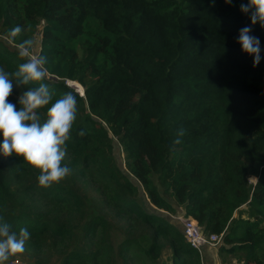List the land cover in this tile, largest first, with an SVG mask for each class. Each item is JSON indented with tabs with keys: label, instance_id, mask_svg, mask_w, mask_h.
<instances>
[{
	"label": "trees",
	"instance_id": "obj_1",
	"mask_svg": "<svg viewBox=\"0 0 264 264\" xmlns=\"http://www.w3.org/2000/svg\"><path fill=\"white\" fill-rule=\"evenodd\" d=\"M241 3L248 0H0V68L12 73L23 62L3 38L9 29L21 26L17 42L35 44L41 32L36 55L48 61L51 103L67 92L77 98L63 161L71 174L59 185L41 188L38 171L0 156V217L17 233L28 229L25 249L38 262L59 252L61 264H103L111 210L142 228L123 254L135 247L154 262L167 242L173 264H202V251L153 206L180 208L203 234H224L221 258L264 264V58L254 68L238 43L252 26ZM252 34L264 57V28ZM24 90L13 86L17 110ZM86 184L102 203L84 194ZM93 230L104 247L88 241Z\"/></svg>",
	"mask_w": 264,
	"mask_h": 264
},
{
	"label": "clouds",
	"instance_id": "obj_2",
	"mask_svg": "<svg viewBox=\"0 0 264 264\" xmlns=\"http://www.w3.org/2000/svg\"><path fill=\"white\" fill-rule=\"evenodd\" d=\"M225 3L231 5L232 0H225ZM240 7L249 16L252 26L240 29L238 43L243 53L253 58V67L256 68L264 57L261 55L260 40L252 32L257 24L264 28V0H248ZM22 32L24 29L17 25L3 37L15 47L23 62L12 73L0 68V134L3 136L0 156L22 159L27 166L38 171V186L47 189L59 185L71 174V169L63 161L77 119V98L72 92H67L51 103L52 93L45 83L49 76L47 58L34 54V39L17 42ZM14 85L25 89L18 97L19 110L9 99ZM50 103L46 118L42 119L40 110ZM183 135L184 129L181 128L173 143H181ZM252 180L258 181L256 177L249 178V181ZM29 239L27 228L22 227L17 233L0 217V264H15L14 258L25 252Z\"/></svg>",
	"mask_w": 264,
	"mask_h": 264
},
{
	"label": "rangeland",
	"instance_id": "obj_3",
	"mask_svg": "<svg viewBox=\"0 0 264 264\" xmlns=\"http://www.w3.org/2000/svg\"><path fill=\"white\" fill-rule=\"evenodd\" d=\"M41 31V30H40ZM41 32L38 33L36 37V44L34 47V54H37L40 49V43H41ZM77 83V82H76ZM117 150V156L119 160H123L124 155L122 149L119 147V145H116ZM252 183H256L255 180L251 181ZM83 191L86 196H89L93 199H95L97 202L102 203L103 197L101 195L100 190L91 184H86L83 186ZM83 193V192H82ZM153 211L155 213H158L159 215H163V217L166 219L167 223L180 230L183 231V218L184 213L180 208H177L176 213L170 214L162 210H157L156 208H153L151 206ZM108 212V219H107V232L110 235V244L107 246L110 251V256L107 259V256L102 258L103 264H173V254L172 250L170 248V244L167 242L163 243L162 251L159 253L156 261H152L148 257H146L139 249L131 246H127L124 248V252L126 254H123L120 252L121 245L124 243L128 237L130 236H138L140 233H142V228L137 226L134 219H121L120 217L116 216L115 213ZM81 216H78V223L76 224L77 228H82L83 225ZM137 238V237H136ZM89 242H91V245L93 247H104L105 241L104 238L100 235V231L93 230L89 234ZM209 254L212 256V262H204L202 264H237L236 259L232 256H226L222 257L221 259L217 256V247H211L207 246L205 247ZM59 252H51V254L46 253L41 259L40 262H38L39 258L29 250L25 249V252L20 254L15 259V264H61L60 257L58 256Z\"/></svg>",
	"mask_w": 264,
	"mask_h": 264
},
{
	"label": "built area",
	"instance_id": "obj_4",
	"mask_svg": "<svg viewBox=\"0 0 264 264\" xmlns=\"http://www.w3.org/2000/svg\"><path fill=\"white\" fill-rule=\"evenodd\" d=\"M183 232L190 246L199 252L207 246L217 247L224 235L203 234L201 228L194 219L185 217L183 218Z\"/></svg>",
	"mask_w": 264,
	"mask_h": 264
},
{
	"label": "crops",
	"instance_id": "obj_5",
	"mask_svg": "<svg viewBox=\"0 0 264 264\" xmlns=\"http://www.w3.org/2000/svg\"><path fill=\"white\" fill-rule=\"evenodd\" d=\"M202 255H203V261L204 262H212V256H211V254H209V251L206 249V248H204L203 250H202ZM217 256L221 259V257L217 254ZM222 260V259H221Z\"/></svg>",
	"mask_w": 264,
	"mask_h": 264
},
{
	"label": "water",
	"instance_id": "obj_6",
	"mask_svg": "<svg viewBox=\"0 0 264 264\" xmlns=\"http://www.w3.org/2000/svg\"><path fill=\"white\" fill-rule=\"evenodd\" d=\"M69 84H70V83H69ZM79 85H80V84H79ZM70 86H71L72 88H75L76 91L79 92L81 96H84V89H83V88H82V91H80V89H79L77 86H73V85H71V84H70ZM81 87H82V86H81Z\"/></svg>",
	"mask_w": 264,
	"mask_h": 264
},
{
	"label": "bare ground",
	"instance_id": "obj_7",
	"mask_svg": "<svg viewBox=\"0 0 264 264\" xmlns=\"http://www.w3.org/2000/svg\"><path fill=\"white\" fill-rule=\"evenodd\" d=\"M71 85H73V86H77L79 89H80V91H82V87H81V85H79L78 83H76V82H69ZM69 84V85H70Z\"/></svg>",
	"mask_w": 264,
	"mask_h": 264
}]
</instances>
